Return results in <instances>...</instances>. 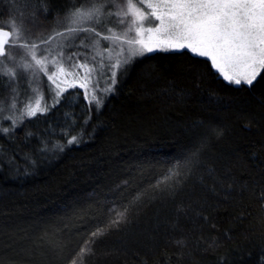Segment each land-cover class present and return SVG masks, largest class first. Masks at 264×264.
<instances>
[{
  "label": "snow or ice",
  "instance_id": "1",
  "mask_svg": "<svg viewBox=\"0 0 264 264\" xmlns=\"http://www.w3.org/2000/svg\"><path fill=\"white\" fill-rule=\"evenodd\" d=\"M53 11L51 27H42L38 22ZM185 50L205 58V66L210 62L215 70L211 75L218 73L229 86L253 91L264 82V0H70L59 8L55 0H25L22 5L14 0L8 20L0 24V137L14 143L19 129L58 108L65 111L61 123L49 124L39 135L30 128L25 131V142L38 135L40 146L21 154L23 170L17 153L8 155L0 144V168L6 163L16 174H27L39 163L37 155L48 159L84 143L85 137L91 139L96 130L92 120L136 63L149 54ZM203 78L201 73L193 87L199 88ZM160 91L181 103L191 94L172 84ZM260 99L264 102V92ZM207 103L223 107L224 97L213 91ZM241 115L246 129L258 125L255 115L246 111ZM259 121L264 122V115ZM193 127L200 129L197 142L155 184L145 189L123 180L114 189L123 202H96L92 227L85 230L88 238L78 251L65 255L67 245L53 244L61 260L87 264L99 240L122 231L132 222V212L156 199L157 193L173 202L163 225L169 264L172 256L179 262L201 245L204 251L221 248L218 231L205 236L203 228L207 224L217 229L211 214L224 204L237 210L233 219L240 223L257 219L264 241V141L247 149L237 144L230 153L207 159L206 153L224 139L226 130L202 119ZM189 181L190 194L177 199ZM129 189L130 195H125ZM161 227L158 222L157 233ZM197 228L199 235L193 237L190 233ZM225 236L231 239L228 233ZM228 257V252L222 254L219 264H230ZM0 264L16 261L0 258ZM253 264H264V242Z\"/></svg>",
  "mask_w": 264,
  "mask_h": 264
},
{
  "label": "trees",
  "instance_id": "2",
  "mask_svg": "<svg viewBox=\"0 0 264 264\" xmlns=\"http://www.w3.org/2000/svg\"><path fill=\"white\" fill-rule=\"evenodd\" d=\"M68 2L55 0V7ZM13 3L14 0H0V24L8 20ZM19 3L22 5L25 0ZM55 15L53 11L47 20L38 23L50 28ZM204 59L186 50L183 54L178 51L149 54V58L141 59L122 77L117 91L92 120L96 130L91 139L85 137L84 143L48 159L37 155L39 163L27 174L23 171L16 174L5 163L0 168V258H11L16 264H70L61 260L53 244L67 245L65 255L78 251L88 238L85 230L92 227L96 202H123L114 191L123 180H130L137 188L148 189L149 184H155L197 142L200 129L193 127L197 120H211L226 130L224 139L206 153L207 159L228 154L237 144L247 149L264 141V122L259 121L264 115V102L260 99L264 82L253 91L238 90L218 73L211 75L215 71L210 69V62L205 66ZM201 73L203 83L194 88L193 82ZM170 84L191 93L186 102L161 94L160 90ZM213 91L224 97L223 107L207 103ZM64 111L63 107L58 108L47 118L41 117L19 129L14 143L0 137L8 155L17 153L21 170L25 164L21 154L35 152L40 146L39 133L49 124L61 123ZM76 111L79 113L81 107ZM242 111L255 115L258 125L246 129ZM29 128L38 135L25 142V131ZM191 183L177 199L190 194ZM130 193L131 189L125 195ZM172 207L173 202L166 194L157 193L156 199L132 212V222L122 231H113L99 240L96 254L87 264H169L171 251H164L163 225ZM236 212L230 204L221 205L211 214L217 229L204 225L205 236L218 231L223 241L218 251H204L201 245L199 249L192 248L179 262L172 256L171 264H219L225 252L229 253L230 264H253L254 254L264 242L259 236L261 225L257 219L243 223L234 220ZM158 222L162 225L159 233L155 230ZM188 228L192 230V225ZM199 231L197 228L190 234L195 237Z\"/></svg>",
  "mask_w": 264,
  "mask_h": 264
},
{
  "label": "rangeland",
  "instance_id": "3",
  "mask_svg": "<svg viewBox=\"0 0 264 264\" xmlns=\"http://www.w3.org/2000/svg\"><path fill=\"white\" fill-rule=\"evenodd\" d=\"M215 71V70H214Z\"/></svg>",
  "mask_w": 264,
  "mask_h": 264
}]
</instances>
